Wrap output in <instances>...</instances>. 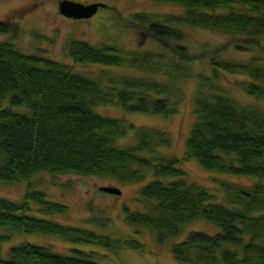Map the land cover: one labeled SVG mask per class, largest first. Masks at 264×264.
I'll use <instances>...</instances> for the list:
<instances>
[{
    "label": "trees",
    "instance_id": "obj_1",
    "mask_svg": "<svg viewBox=\"0 0 264 264\" xmlns=\"http://www.w3.org/2000/svg\"><path fill=\"white\" fill-rule=\"evenodd\" d=\"M162 1L178 3L183 11L140 19L163 40L165 54L96 45L75 37L67 44L75 62H99L106 67L126 64L144 72L138 76L107 70L93 76L65 61L24 51L12 39H0V100L6 101L0 105V181L29 179L41 170L103 174L124 182L148 178L139 186L142 207L123 206L129 223L155 230L160 241L181 233L194 217L217 225L212 233L189 230L172 242L176 260L264 264V109L238 100L213 82L220 72L242 73L247 77L245 93L253 101L264 98V0ZM182 25L234 34L227 43L251 53L234 58L218 55L225 43L219 49L203 47L200 55L208 60L210 73H193L187 63L195 54L180 41L185 37ZM16 30L15 24L0 19L1 33L13 36ZM155 74L163 79L150 76ZM191 75L197 79L195 120L185 154L208 169L257 176L254 182L224 180L219 195L187 180L179 157L158 151L159 146L169 145L164 129L129 126L123 118L95 108L114 102L125 111L171 114L181 98L179 80ZM128 128L135 130L134 143L118 144L117 137ZM66 206L30 180L20 198L0 195V264H111L99 258L97 249L74 244L142 245L137 237L114 238L44 215L63 212ZM6 230L58 235L74 244L57 250L46 243L21 240L3 253L1 242L10 236Z\"/></svg>",
    "mask_w": 264,
    "mask_h": 264
},
{
    "label": "rangeland",
    "instance_id": "obj_2",
    "mask_svg": "<svg viewBox=\"0 0 264 264\" xmlns=\"http://www.w3.org/2000/svg\"><path fill=\"white\" fill-rule=\"evenodd\" d=\"M59 1L0 0V19L10 21L17 27L16 35L12 36L13 33L10 32H0V39H12L17 47L24 51L39 52L65 61L75 70L93 76L104 70H107L108 73L132 76H138L144 72L126 64L106 67L105 64L99 62H75L67 53L69 39L75 37L96 45L109 43L124 50H149L165 54L167 49L163 40L151 34L146 29L147 22L140 17L158 18L165 14L181 13L184 8L178 3L162 0H79L85 3L101 1L106 5L99 7L89 17L74 18L60 13ZM181 27L185 32V37L180 41L189 47L192 54H195L194 58L187 63L193 73H210L208 60L200 55L203 47L219 49L225 43L226 47L220 49L218 55L234 58H243L251 53L250 51L237 50L230 42L227 43L236 37L234 34L197 25H182ZM150 76L163 79V75L159 74ZM246 79V75L242 73L220 72L218 78L213 82L221 91L244 103L254 102L264 109V98L253 101L245 93L243 84L246 83ZM196 88L195 75L182 77L179 80L181 98L177 103L176 111L167 115L125 111L121 105L114 102L99 103L95 108L102 114L123 118L129 123V126L133 124L164 129L169 136V145L159 146L157 149L161 153L179 157L181 165L186 170V179L189 181L202 184L217 191L218 194L222 191L221 182L224 180L236 181L245 185L254 182L258 179L257 176L208 169L196 157L185 154L186 138L195 120L194 94ZM5 102L4 99L0 100V105ZM134 136L135 130L128 128L124 135L117 137L116 141L120 145L132 144L135 141ZM146 179L148 178L124 182L103 174L41 170L29 179L21 178L16 182L0 181V195L18 199L22 196L30 180L34 187L45 190L49 198L66 203L65 211L45 213V216L63 223L89 226L114 238L137 237L142 242L139 247L109 248L88 243L74 244L58 235L48 233L6 230L10 236L1 242V249L4 253L10 244L29 240L49 244L57 250H64L68 245L73 244L97 249L100 252L97 253L99 258L111 264H205L179 262L171 252V243L184 238L189 230L212 233L217 229L215 223L202 217H194L184 225L181 233L170 235L160 241L156 237L155 230L140 224L129 223L125 219L124 205L129 209L142 207L139 186ZM103 184L116 185L121 191L112 193L99 189V186ZM92 218H97V220H91ZM103 219L106 222L99 224L98 222Z\"/></svg>",
    "mask_w": 264,
    "mask_h": 264
},
{
    "label": "water",
    "instance_id": "obj_3",
    "mask_svg": "<svg viewBox=\"0 0 264 264\" xmlns=\"http://www.w3.org/2000/svg\"><path fill=\"white\" fill-rule=\"evenodd\" d=\"M105 5L106 4L101 1H92L85 3L79 0H60L58 2V9L60 13L66 16L74 18H86L95 13L99 7ZM99 189L112 193H119L121 191L118 186L111 184L100 185Z\"/></svg>",
    "mask_w": 264,
    "mask_h": 264
}]
</instances>
